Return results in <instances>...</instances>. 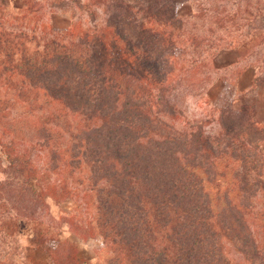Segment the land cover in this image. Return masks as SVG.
Masks as SVG:
<instances>
[{
	"label": "trees",
	"instance_id": "1",
	"mask_svg": "<svg viewBox=\"0 0 264 264\" xmlns=\"http://www.w3.org/2000/svg\"><path fill=\"white\" fill-rule=\"evenodd\" d=\"M11 1L33 5L0 7ZM142 1L134 39L124 0L46 1L93 19L119 5L93 49L70 29L32 46L0 21V228L25 222L40 264H81L91 237L107 244L105 264H264V115L238 127L221 114L213 132L182 108L226 80L221 49L254 35L230 34L226 7L199 32L200 11ZM243 54L256 87L264 50ZM51 201L69 208L56 216Z\"/></svg>",
	"mask_w": 264,
	"mask_h": 264
},
{
	"label": "rangeland",
	"instance_id": "2",
	"mask_svg": "<svg viewBox=\"0 0 264 264\" xmlns=\"http://www.w3.org/2000/svg\"><path fill=\"white\" fill-rule=\"evenodd\" d=\"M23 1V0H22ZM49 0H29V4L32 6H27L26 4H20L21 10H26L19 12V9L15 7L14 2H8L5 7H0V21L7 27H15L27 29L29 32L30 45L34 46L37 41H42L48 36L55 35L59 32H65V30L70 29L76 39L84 35L86 42L91 49H93L95 41L97 39L94 29L96 26H103L105 21L110 17L112 9H118L119 5L114 3L111 5V10L107 11L103 6L96 12V17L93 19L90 14L81 8H49L46 3ZM149 1V0H148ZM155 1V0H153ZM168 1V0H165ZM174 4L179 3V0H169ZM125 3H130V11L122 7V14L126 15L130 24L126 23L125 30L131 36L136 38L138 34L142 33L143 25L146 24L145 12L141 9L144 7L142 0H124ZM16 3V2H15ZM163 2L161 1L160 4ZM180 4V3H179ZM210 6V5H209ZM183 11H188V7L183 4L180 5ZM217 7H226L229 16L231 17V22L224 26L229 32L238 31L240 25L243 26V18H241L240 12H232L231 4L226 3L225 5L218 4V6L213 5L210 10L200 11L201 17L203 19L200 23L199 32L206 29V23L214 15H217ZM214 9V14L211 11ZM18 9V10H17ZM108 9V8H107ZM234 11V10H233ZM33 12V13H31ZM206 14L210 16L206 17ZM206 17V18H205ZM21 24L20 26H15V24ZM241 23V24H239ZM235 24V26H233ZM144 26V27H145ZM244 28V27H243ZM247 28H252V25H248ZM222 32L224 29L221 28ZM264 44H262L263 46ZM229 55L226 54L224 59H228ZM230 59V58H229ZM228 59V60H229ZM226 80H219L217 82V87L212 89V92L206 95L204 91L201 93L193 94L194 91H199V89H194L193 92L188 93L186 100L183 103L185 116L187 118L202 117L206 121V128L217 131L220 128V115L229 123H235L239 126H246L252 120H258L264 115V91L260 90L259 84H264V72L260 75L262 80L257 82V86L242 89L240 87L234 88L228 81L230 71L224 72ZM128 77V76H126ZM251 75L244 77L241 87H244L246 82L249 81ZM260 82V83H259ZM193 89V88H192ZM191 89H189L190 91ZM202 90V89H200ZM188 91V92H189ZM261 126V125H259ZM264 126V124H262ZM262 128V127H261ZM260 133V132H257ZM261 134L259 135V137ZM4 155L0 148V179L3 177L1 170L5 167ZM68 209V206H61L55 204L51 201V212L52 214L58 216L61 214V209ZM2 213H0V223L3 220ZM10 230L0 228V264H40L41 255L34 248L29 245V227L23 222H13L9 223ZM8 224V225H9ZM78 245L82 250V262L81 264H105L107 256L110 254L107 244L103 241L102 237H91L87 239H80Z\"/></svg>",
	"mask_w": 264,
	"mask_h": 264
},
{
	"label": "crops",
	"instance_id": "3",
	"mask_svg": "<svg viewBox=\"0 0 264 264\" xmlns=\"http://www.w3.org/2000/svg\"><path fill=\"white\" fill-rule=\"evenodd\" d=\"M178 2L181 5L185 4L188 7V11L186 12L189 13L193 11L202 12V10H208L213 5L218 6V4L221 3L225 5L227 2L231 4L230 10L232 12L237 11L241 13V18H243V26L240 25L238 31L231 32L230 30L229 33H241L248 36L254 35V37L250 38L245 46L242 44H231L227 47H223L221 49V52L217 56V62L219 66H223L226 68L223 72L227 73L228 71H230L231 76H229L227 80H231L229 83L233 85L234 88L240 87L242 89H245L253 87L257 67L251 63L246 62L243 52L246 51L247 55V51L258 49L264 50V45L262 46V44H264V41L260 42L256 39L257 35H264V0H179ZM206 17H209L208 14H206ZM203 19L204 17L201 16L200 18H198L200 23H203ZM206 23L209 24V21L207 20ZM248 25H252V28H247ZM233 26H235V24H233ZM226 54L229 55V60L224 59V56ZM247 75H251V78L246 82L247 84H245L244 87H241L242 81Z\"/></svg>",
	"mask_w": 264,
	"mask_h": 264
}]
</instances>
